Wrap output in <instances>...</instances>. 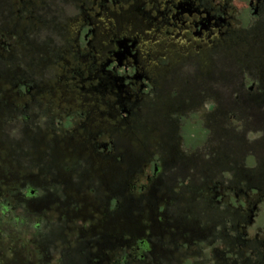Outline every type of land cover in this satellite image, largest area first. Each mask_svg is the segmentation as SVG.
Instances as JSON below:
<instances>
[{
    "label": "trees",
    "instance_id": "obj_1",
    "mask_svg": "<svg viewBox=\"0 0 264 264\" xmlns=\"http://www.w3.org/2000/svg\"><path fill=\"white\" fill-rule=\"evenodd\" d=\"M7 46L0 54V264H191L190 258L181 261L182 248L172 230L212 217L213 210L206 211L205 200L199 197L206 190L201 187L207 183L204 174L198 175L196 169L193 183L178 189L173 177L170 186L161 179L137 192L129 181L142 162L146 144L139 148L133 143L147 140L143 127L148 121L118 116L122 106L115 110V136L105 152L100 143L103 132L95 134L90 128L97 114L66 110L62 115L47 96L54 90L39 84L50 57L66 61L60 52L12 51ZM72 56L78 63L86 62L83 55ZM65 72L57 87L63 95L78 94L96 106L108 97L104 86L85 82L88 76L82 68ZM98 117L110 118L101 112ZM167 162L163 170L173 166L171 158ZM263 170L250 174L240 168L233 176H242L243 186L259 189L264 182L253 175L260 176ZM153 171L157 177L159 165ZM158 187L165 193L195 196L183 205L171 196H155ZM139 192L148 196L135 197ZM96 204L103 216L91 225L97 218ZM145 221L150 222L149 229ZM242 255L243 264H251L250 254Z\"/></svg>",
    "mask_w": 264,
    "mask_h": 264
},
{
    "label": "flooded vegetation",
    "instance_id": "obj_2",
    "mask_svg": "<svg viewBox=\"0 0 264 264\" xmlns=\"http://www.w3.org/2000/svg\"><path fill=\"white\" fill-rule=\"evenodd\" d=\"M57 1L0 0V51L7 46L3 41L6 25L9 35L19 39L24 35L21 31L24 24L49 23L41 21L46 16L35 18V13L54 15L62 0ZM69 1L76 15L68 27L74 29L59 27L58 31L64 35L63 39L70 37L72 45L52 51H69L83 55L86 62L92 61L84 70L88 76L85 82L108 89V98L102 101L107 103L111 119L115 110L122 107V112L117 111L118 116L139 114L138 117L146 118L156 109L159 117L172 119L205 103L210 106L205 117L208 121L215 120L220 138L228 117L238 121L240 130L249 131L247 127L253 125L257 133L261 132L254 146L257 144L264 152V0ZM23 13L29 16L21 18ZM228 59L233 70L229 81L227 69L219 70ZM136 105L140 108L137 114ZM109 144H102L105 152ZM248 151L256 153L249 156L254 167L264 169V160L259 159L255 148ZM241 162V168L247 165L245 158L238 159L237 164ZM246 172L255 174L251 170ZM253 176L264 182V173ZM186 179L175 181L176 184L193 183L192 176ZM242 181V176L236 180L234 200L223 188L216 191L214 187L199 194L205 200L206 211L214 212L206 219L214 226L210 223L202 230L197 225L179 227L175 240L180 241L182 249L212 239V243L220 242L224 246L221 252L213 249L219 263L243 264L244 251L250 254L251 264H264V226L257 228L253 239L248 233L254 223V213L264 204V191L248 185L242 188ZM252 189L259 195L255 201L251 197L255 193ZM165 194L175 200L195 196L182 191L164 193L161 197ZM251 206L253 210H249ZM227 214L232 218L226 219ZM218 226L222 227L221 231L216 229Z\"/></svg>",
    "mask_w": 264,
    "mask_h": 264
},
{
    "label": "rangeland",
    "instance_id": "obj_3",
    "mask_svg": "<svg viewBox=\"0 0 264 264\" xmlns=\"http://www.w3.org/2000/svg\"><path fill=\"white\" fill-rule=\"evenodd\" d=\"M55 10H57V12L55 11L52 16L46 15L44 12H36L35 18L46 16L44 19L41 18V21L49 23L43 25L34 21L33 25L30 24L29 26H26L24 24V29H21V31H24V35L22 34L19 39L15 37L14 40V36L9 35V31L6 30L10 29L6 25L3 30V41H6V43L12 47V51H45V47L49 51H52V49L68 47L69 44L72 45L70 37L63 39L64 35L61 36L58 28L66 27L68 28L67 30L74 29L70 25L68 27V24L69 21H72L76 15L75 8L69 0H62L60 1V5H58ZM28 16L29 15L27 13H23L21 18ZM53 19L55 22H53ZM2 52L3 51H0V54H2ZM59 52V57L65 58V60L69 63V66L66 67V61L62 62L57 58L50 57V60L48 61L49 64L46 65L47 68L41 72L42 74H40L41 78L39 77V84L48 90H54V94L48 93L47 96L53 98V101L58 105L59 110L61 108L62 111L60 112L62 115L66 114V110H69V114L71 112H75L76 114L79 112L94 111L97 115H94L95 119L90 126L91 131L95 134H101V132H103L100 143H111L115 136L113 134L116 128L115 118L111 119L105 117L101 119L98 117L99 112L102 114L106 113V115L110 113L107 103L102 101L101 104H98L97 106L93 103H85L78 94L63 95L61 90L57 88L59 86V81L66 76V68L68 70L71 68H82L85 70L90 64H92V61L78 63L74 60L69 51ZM85 53L90 54V51H85ZM231 65L232 62L228 59L224 65L225 69L219 68V70L222 69L223 71L227 69L226 74L228 81L231 80V76L233 74ZM218 72L219 71L215 74L217 79L219 78ZM139 109V105H136L134 112L136 114L139 113ZM209 111L210 106L202 103L196 105L191 111H186L184 114H176V116L172 119L159 117L156 113V109H154L152 113L149 112L146 118L139 117L147 120L149 124H146L143 127L144 132L146 129L145 136L147 137V140L144 137V139L140 138L135 140L133 143L139 148H142L144 144L147 145L143 148L144 153L140 159L142 162L133 174L132 179L129 181V184L137 187V192L143 187L150 189L152 186H155L159 181H161V179L163 180V183L170 186L174 183L170 178L173 179L174 177L175 179V177L178 176L176 174H179L178 178H176L177 181H181V178L183 177H187L186 180H189L190 176H192L197 169L198 175L204 174V178H208V183L201 186L203 187L202 189H206L202 193L209 192L211 189H214V187H217L216 191H220L223 188L228 197L234 200V190L236 180L238 179L235 180L233 174L236 172L235 170L240 169L243 164L242 162L237 164L238 159H240V161L243 158L246 159L247 165L243 167L246 171H253L257 169L254 167V163L249 158L250 154L256 153L248 150H253V148H255L259 159L264 160V152L262 149H259L260 147L257 144L254 146V144L261 138V132L257 133L256 128L253 125H249L247 127L249 131L245 128H243L245 130H240L238 127V121L234 119L230 120L227 117L222 126L225 128V132L223 134V138H220L219 132H216L218 126L214 125L216 124L215 120L211 119V121H208L205 117ZM235 129H238V132L243 134L239 135L238 132H233ZM235 137L241 138L240 140H243L242 143H240ZM240 148H243L242 151H239ZM170 158L173 161V166L163 170V162L168 163L167 161H169ZM156 164L159 165L160 171L158 176L154 177L153 170L154 165ZM182 167L184 170L181 169ZM199 180L200 179L197 178V181ZM181 185V183L175 184L177 187L176 189H178ZM252 187L258 189L255 185ZM263 187L264 184L260 185L259 189L261 188L263 190ZM242 188H245V186H242ZM158 189L160 190V192H158V196H163L165 193L164 188L158 187ZM252 191L255 193H253L254 195L251 197L253 201H255L258 199L259 195H256V189H252ZM143 194L139 192L135 193L134 196L141 197ZM166 196L168 195L165 194L164 198H166ZM179 202L180 204L183 203V205H186L189 202V198L182 197ZM191 204L193 205V202H191ZM96 205L98 207L100 204ZM252 208V206L249 207V210ZM162 213L164 214V211ZM254 214L255 217L253 226L248 230L250 239L254 238L255 231L258 227L264 226V204L259 205L258 211ZM102 216V208L100 206L98 207L97 218L91 222V225H94L102 219ZM226 219L229 218L226 217ZM203 223H206L207 226L211 223V225L214 226L213 222L203 220L200 223V221L195 219L191 223H183V225L184 227L189 225L195 227L200 224L199 227L205 229L206 226ZM145 224L146 228L149 229L150 222L145 221ZM78 226L80 227L82 225ZM221 228V226H218L216 229L221 231ZM178 230L172 231L176 235ZM178 243L180 244V241ZM211 243L212 239H209L207 241H201L196 245H192L190 249H182L181 252H179V256L180 259L182 257L184 259L182 258L181 261L184 262L187 258H190L191 264H223V262L219 263L217 259L214 258L213 249L215 248L221 252L224 250V246L220 242ZM116 255L118 254L116 253ZM245 255L248 256L249 253H245ZM114 259L115 258L112 257V261ZM180 259L178 260L180 261Z\"/></svg>",
    "mask_w": 264,
    "mask_h": 264
}]
</instances>
